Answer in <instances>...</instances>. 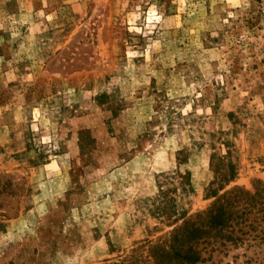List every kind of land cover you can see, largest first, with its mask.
<instances>
[{
    "label": "rangeland",
    "instance_id": "obj_1",
    "mask_svg": "<svg viewBox=\"0 0 264 264\" xmlns=\"http://www.w3.org/2000/svg\"><path fill=\"white\" fill-rule=\"evenodd\" d=\"M258 180L264 0H0V264L146 261Z\"/></svg>",
    "mask_w": 264,
    "mask_h": 264
},
{
    "label": "trees",
    "instance_id": "obj_2",
    "mask_svg": "<svg viewBox=\"0 0 264 264\" xmlns=\"http://www.w3.org/2000/svg\"><path fill=\"white\" fill-rule=\"evenodd\" d=\"M234 174L233 167L227 180ZM225 186L211 185L209 207L185 217L163 241L147 243L146 261L118 264H264V180L221 192Z\"/></svg>",
    "mask_w": 264,
    "mask_h": 264
}]
</instances>
